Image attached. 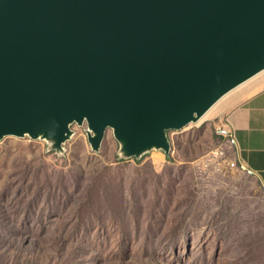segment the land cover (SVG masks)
I'll list each match as a JSON object with an SVG mask.
<instances>
[{"label": "rangeland", "instance_id": "rangeland-1", "mask_svg": "<svg viewBox=\"0 0 264 264\" xmlns=\"http://www.w3.org/2000/svg\"><path fill=\"white\" fill-rule=\"evenodd\" d=\"M262 89L264 72L160 143L86 117L0 133V264H264V186L224 123Z\"/></svg>", "mask_w": 264, "mask_h": 264}, {"label": "water", "instance_id": "water-1", "mask_svg": "<svg viewBox=\"0 0 264 264\" xmlns=\"http://www.w3.org/2000/svg\"><path fill=\"white\" fill-rule=\"evenodd\" d=\"M264 67V0H0V133L86 117L133 141Z\"/></svg>", "mask_w": 264, "mask_h": 264}, {"label": "crops", "instance_id": "crops-1", "mask_svg": "<svg viewBox=\"0 0 264 264\" xmlns=\"http://www.w3.org/2000/svg\"><path fill=\"white\" fill-rule=\"evenodd\" d=\"M224 123L240 164L264 186V89L230 108Z\"/></svg>", "mask_w": 264, "mask_h": 264}, {"label": "bare ground", "instance_id": "bare-ground-1", "mask_svg": "<svg viewBox=\"0 0 264 264\" xmlns=\"http://www.w3.org/2000/svg\"><path fill=\"white\" fill-rule=\"evenodd\" d=\"M264 72V67L261 68L260 70L256 71L255 73H253L252 75H250L249 77H247L246 79H244L243 81H241L240 83L234 85L233 87H231L230 89H228L227 91H225L224 93H222L219 97H217L204 111L202 112H198L195 114H199V119L197 120V122L207 113L209 112L221 99H223L225 96H227L231 91L235 90L236 88L242 86L243 84H245L246 82L250 81L251 79H253L254 77H256L257 75H259L260 73ZM127 152V151H126Z\"/></svg>", "mask_w": 264, "mask_h": 264}]
</instances>
